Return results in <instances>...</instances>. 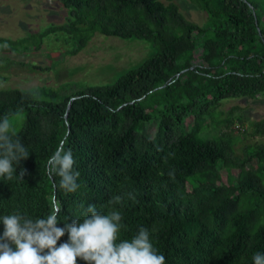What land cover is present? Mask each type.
Listing matches in <instances>:
<instances>
[{"label": "trees", "instance_id": "16d2710c", "mask_svg": "<svg viewBox=\"0 0 264 264\" xmlns=\"http://www.w3.org/2000/svg\"><path fill=\"white\" fill-rule=\"evenodd\" d=\"M58 1L68 16L47 32L76 38L73 54L95 33L149 40L155 51L109 85L71 93L0 88V116L25 113L11 132L32 152L17 166L27 170L24 180L0 181V214L46 216L55 197L63 226L83 218L81 204L107 213L110 198L120 195L119 238L148 228L166 264H252L254 252H264V143L239 157L230 133L209 136L206 121L219 123L216 111L226 100L264 93V0H191L207 15L202 25L174 0ZM15 43L0 38V52ZM250 134L264 136V118L250 123ZM62 140L80 172L72 193L46 171ZM66 240L67 233L58 244Z\"/></svg>", "mask_w": 264, "mask_h": 264}, {"label": "rangeland", "instance_id": "374dc122", "mask_svg": "<svg viewBox=\"0 0 264 264\" xmlns=\"http://www.w3.org/2000/svg\"><path fill=\"white\" fill-rule=\"evenodd\" d=\"M174 2L188 20L200 25L206 21V13L191 0ZM67 16L68 10L58 0H0V38L16 42L13 51L0 52V88L47 87L71 93L87 85H109L155 51L149 40L95 33L82 50L73 54L76 38L64 30L47 32L52 25H63ZM6 42L1 40L2 44ZM216 112L219 123L207 119V135L229 132L239 157L247 147L264 143V136L250 134V123L264 118V93L254 99L226 100ZM239 115L243 117L245 132L237 130ZM227 117L233 121L229 127L220 122ZM24 119L25 113L10 117L11 131H16ZM185 123L192 124V120ZM155 131V124L147 125L148 135L153 136ZM221 172L224 174L225 170ZM238 172L231 171L233 175Z\"/></svg>", "mask_w": 264, "mask_h": 264}, {"label": "clouds", "instance_id": "9594fccd", "mask_svg": "<svg viewBox=\"0 0 264 264\" xmlns=\"http://www.w3.org/2000/svg\"><path fill=\"white\" fill-rule=\"evenodd\" d=\"M12 125L6 116H0V181L24 180L26 169L17 166L30 153L21 138L11 132ZM65 141L48 157L46 171L58 176V188L75 192L80 172L71 148L63 147ZM122 197L110 198L112 209L98 211L94 203L81 204L82 219L58 226L61 203L53 197L46 216L32 218L19 210L0 214V264H166L165 256L153 245L148 228L140 226L130 239H120L125 228L123 216L115 205ZM67 233V240L60 238ZM252 264H264V252L251 256Z\"/></svg>", "mask_w": 264, "mask_h": 264}, {"label": "water", "instance_id": "95a60500", "mask_svg": "<svg viewBox=\"0 0 264 264\" xmlns=\"http://www.w3.org/2000/svg\"><path fill=\"white\" fill-rule=\"evenodd\" d=\"M159 88H160V87H159ZM156 89H157V88H156ZM73 99H74V97L71 98V100H73ZM68 108H69V105H68Z\"/></svg>", "mask_w": 264, "mask_h": 264}, {"label": "built area", "instance_id": "2783aa9c", "mask_svg": "<svg viewBox=\"0 0 264 264\" xmlns=\"http://www.w3.org/2000/svg\"><path fill=\"white\" fill-rule=\"evenodd\" d=\"M239 130L243 131V128H240Z\"/></svg>", "mask_w": 264, "mask_h": 264}]
</instances>
